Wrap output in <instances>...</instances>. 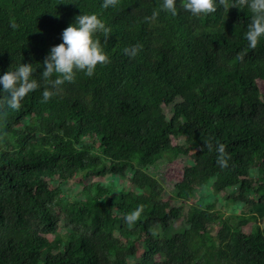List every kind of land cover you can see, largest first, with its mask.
Segmentation results:
<instances>
[{
	"label": "trees",
	"instance_id": "trees-1",
	"mask_svg": "<svg viewBox=\"0 0 264 264\" xmlns=\"http://www.w3.org/2000/svg\"><path fill=\"white\" fill-rule=\"evenodd\" d=\"M161 2L0 0V74L30 63L41 83L19 109L0 106V264H264V228L247 233L246 221L214 207L233 189V205L264 216V38L248 46L250 11L231 0L197 16L177 0V15L146 19ZM79 14L109 29L96 34L109 62L44 102L42 61ZM134 44L137 54L125 55ZM180 156L172 192L202 193L186 209L164 200L149 172ZM79 175L88 183L65 196ZM138 206L129 226L124 216Z\"/></svg>",
	"mask_w": 264,
	"mask_h": 264
},
{
	"label": "clouds",
	"instance_id": "clouds-1",
	"mask_svg": "<svg viewBox=\"0 0 264 264\" xmlns=\"http://www.w3.org/2000/svg\"><path fill=\"white\" fill-rule=\"evenodd\" d=\"M224 4L225 0H184L183 10L192 15H208L216 11L217 3ZM118 0H103L102 7H115ZM229 5L246 7L251 14L250 23L244 38L250 48H254L261 38H264V0H231ZM159 11H167L172 16L177 15V0H162L159 10H153L146 19L155 20ZM103 32L107 36L109 29L96 14H79L73 22L62 29L60 42L50 46L42 61L41 81H47L49 87L42 92V100L47 102L56 95L60 86L72 82L77 72L91 77L97 64H107L109 57L101 46L96 34ZM139 45L134 44L124 49V54L134 57ZM34 68L30 63H20L14 69L0 74V106L16 110L20 102L30 93L41 86L33 78ZM55 74L54 78L53 75ZM220 167L227 166V156L222 145L218 146ZM142 209L138 206L130 214H125V222L131 226L140 215Z\"/></svg>",
	"mask_w": 264,
	"mask_h": 264
},
{
	"label": "rangeland",
	"instance_id": "rangeland-1",
	"mask_svg": "<svg viewBox=\"0 0 264 264\" xmlns=\"http://www.w3.org/2000/svg\"><path fill=\"white\" fill-rule=\"evenodd\" d=\"M262 90H264V87L262 86ZM163 109L166 112L167 115H170L169 113V106L166 104H163ZM182 110V106H179L177 108V112H180ZM86 141H92L90 138H86ZM183 138H173L172 143L173 144H181ZM188 153H190V150H187ZM186 164V159L183 156L177 157L173 159L170 162L166 161H160L155 166L149 168V172L156 177L163 185L164 191H163V199L167 200L170 205H181L185 209L189 204L196 203L197 200L201 197L202 193L197 191L196 196L187 197L185 199H178L175 197L174 193L172 192L173 185L176 181H179L181 179L182 169L183 166ZM102 176H95L94 179H102ZM82 180V176L79 175L78 177L74 178L71 182H69L67 185H65L66 190H64V195L68 196L70 198H74L82 188V185L87 184L88 181H85L83 183H80ZM45 182L49 185V187H54L55 184L53 181L47 177L44 179ZM82 182V181H81ZM233 189H230L226 192H220L219 193V200L215 202V210L217 211L216 214H218L222 219L228 218L230 223H235L238 220L246 221V223L243 225L242 229L245 232H250L251 230H254L257 226H260V228H264V216L260 219H252L250 216V213L245 211L241 207H237L233 205L232 201L227 199V193L232 192ZM176 226H180V222H176ZM218 225L213 226L210 229V233L214 236ZM63 234V233H62ZM63 237V236H61ZM52 238V237H51Z\"/></svg>",
	"mask_w": 264,
	"mask_h": 264
}]
</instances>
